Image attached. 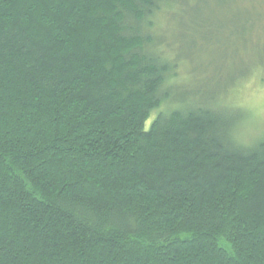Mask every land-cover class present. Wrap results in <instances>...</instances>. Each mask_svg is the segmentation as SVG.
<instances>
[{
	"label": "trees",
	"instance_id": "16d2710c",
	"mask_svg": "<svg viewBox=\"0 0 264 264\" xmlns=\"http://www.w3.org/2000/svg\"><path fill=\"white\" fill-rule=\"evenodd\" d=\"M190 1L0 0V264H264L252 71L179 81Z\"/></svg>",
	"mask_w": 264,
	"mask_h": 264
},
{
	"label": "rangeland",
	"instance_id": "374dc122",
	"mask_svg": "<svg viewBox=\"0 0 264 264\" xmlns=\"http://www.w3.org/2000/svg\"><path fill=\"white\" fill-rule=\"evenodd\" d=\"M170 16L162 33L181 57L179 81L194 89L209 80L212 90L228 84L232 75L252 71L229 90L227 102L248 113L238 129L240 139L264 129V80L259 78L264 71V0H191L174 7Z\"/></svg>",
	"mask_w": 264,
	"mask_h": 264
}]
</instances>
